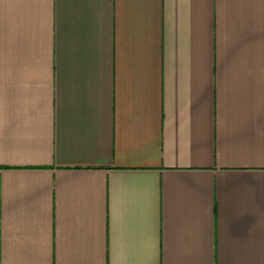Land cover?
Returning a JSON list of instances; mask_svg holds the SVG:
<instances>
[{
    "label": "crops",
    "instance_id": "1",
    "mask_svg": "<svg viewBox=\"0 0 264 264\" xmlns=\"http://www.w3.org/2000/svg\"><path fill=\"white\" fill-rule=\"evenodd\" d=\"M0 264H264V0H0Z\"/></svg>",
    "mask_w": 264,
    "mask_h": 264
}]
</instances>
